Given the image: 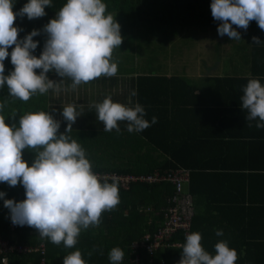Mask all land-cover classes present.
<instances>
[{"label":"clouds","instance_id":"9594fccd","mask_svg":"<svg viewBox=\"0 0 264 264\" xmlns=\"http://www.w3.org/2000/svg\"><path fill=\"white\" fill-rule=\"evenodd\" d=\"M14 3L15 0H0V88L7 86L10 97L27 102L49 90L57 94L75 91L81 84L117 74L118 63L112 57L123 38L120 25L107 12L103 0H67L55 18L44 25L47 39L38 58L32 54L38 46L33 37L40 35V30L34 29L19 39L21 29L14 26V21L18 16L29 20L45 16V7H51V0H27L17 12L12 10ZM210 9L213 19L221 22L217 27L220 36L241 40L240 33L232 26L246 30L253 20L264 30V0H211ZM252 40L257 45L261 43L257 37ZM9 56L13 70L5 75L4 61ZM51 71L62 79L59 82L49 79L47 73ZM64 78L71 80L67 87ZM136 95L134 90L130 94ZM240 100V107L247 111L245 119L258 118L256 128H264V85L258 78L248 80ZM4 107L0 103V112ZM90 108H95L106 132L114 129L119 132L120 121L127 122L129 133L142 132L157 122L155 116L151 122L145 119L144 107L138 102L133 104L131 98L122 104L107 96L102 102L92 103ZM62 115L68 124L65 133L59 136L60 124L48 111L25 113L20 116L18 127L6 124L5 116L0 115V183L9 186L19 183L25 190L24 200L3 201L13 225H27L36 229L42 239L74 248L82 230L99 226L102 213L114 210L120 196L117 182H102L92 171L81 144L68 135L72 124L81 116L76 105L65 106ZM25 149L35 153L30 166L22 158ZM4 196L0 192V198ZM216 235L222 236L223 232L217 230ZM201 240L199 232L186 235L179 264L237 261L238 254L227 241L217 242L213 255L203 248ZM108 258L111 264H121L124 252L113 247ZM63 264H86V261L75 250L63 258Z\"/></svg>","mask_w":264,"mask_h":264},{"label":"crops","instance_id":"0c3cea01","mask_svg":"<svg viewBox=\"0 0 264 264\" xmlns=\"http://www.w3.org/2000/svg\"><path fill=\"white\" fill-rule=\"evenodd\" d=\"M249 23L246 30L234 28L240 33L241 40L220 36L217 28L202 29L200 37L205 41L183 44L182 48L173 47L169 41L151 43L135 39L128 53L119 54V57L113 54V61L118 63L115 76H101L81 84L75 91H61L59 94L52 91L49 114L60 123L66 121L63 108L76 105L81 116L77 117L75 124L89 128L91 142L95 139L108 144L110 153L133 164L148 160L161 162L162 151L147 146L150 144L145 133H129L126 121L118 122L119 132L97 129L102 122L97 119L95 108H90L92 103L102 102L107 96L122 104H127L130 98L133 104L135 98L142 102L153 100L149 106L150 122L153 116L157 117V122L152 124L156 128L154 136L161 144L191 147L186 162L204 170L193 186L196 194H191L193 217L189 234L199 232L201 244L210 254H215L217 242L227 241L238 254L235 264H264V239H260L264 237V229L256 235L249 228L248 234L240 232L245 212L255 214L251 207L262 205L260 199L264 196V188L254 183V177L243 183L233 176L235 165L241 166L236 169L243 173L264 167V128H256L258 118L246 120L247 111L240 107V97L248 80L258 78L261 82L264 78V30L256 35L259 26L254 20ZM121 33L127 42L128 33ZM252 37H257L261 43L255 44ZM149 43L151 53L150 50L143 52ZM139 45H142L140 51ZM128 46H123L122 50ZM51 75L58 76L54 71ZM175 76L183 78L186 86H194L193 93L183 86L181 95L176 96L175 83L159 80ZM138 77L154 79L138 82L137 89ZM226 78L234 79L235 83L221 80ZM238 80L242 82L236 83ZM70 84L71 80L64 78V87ZM133 90L137 93L135 97L130 96ZM223 136L240 141H232L227 150ZM229 174L231 176L226 181L224 177ZM217 230L223 235L217 236Z\"/></svg>","mask_w":264,"mask_h":264},{"label":"trees","instance_id":"16d2710c","mask_svg":"<svg viewBox=\"0 0 264 264\" xmlns=\"http://www.w3.org/2000/svg\"><path fill=\"white\" fill-rule=\"evenodd\" d=\"M66 2L67 0H51V7H45V16L32 20H29L26 16L22 18L18 16L14 21V26L21 29L18 34L19 39H23L25 35L34 29L40 30V35L33 37V40L38 42V46L32 54L37 56V58L41 54L47 39V34L43 31L44 25H46L49 20L55 18L56 12H58ZM103 2L107 5V12L111 13L115 21L120 25V32H127L128 35L131 32L128 31V29L131 28L132 30L136 29L135 32L139 35L141 33H151L154 30L158 31L160 34H166L173 32L175 29L217 28L221 23L220 21L214 20L211 15V0H103ZM25 3H27V0H15L12 10L17 12ZM115 16H117V18ZM255 25L258 24L255 23ZM232 27L238 29L235 25ZM260 34L261 29L256 35ZM146 38L148 40V37L141 35L138 38L136 37V41L138 40V42H140L143 39L146 40ZM130 40L131 38L129 37L127 42H130ZM147 40L145 42H151V40ZM160 41L163 43L166 42L164 40ZM141 46L142 45H139V51L142 50L140 49ZM8 51L11 53L12 48L9 47ZM150 51L152 50L150 49ZM4 65V74L8 75L9 72L13 70L10 56L5 59ZM35 71L39 74L40 70L37 69ZM254 71L256 70L254 69ZM47 76L53 81L62 79L59 76L51 75V72L47 73ZM152 79L154 78L138 77L136 79V88H139L138 82ZM263 79L261 82L264 83ZM159 80H163L168 84L175 83L176 96L181 93L183 86L187 90L192 91L191 94L195 89L194 86H186L184 84V79L181 77L175 76L169 79L162 78ZM221 80L227 81L229 84H232V82L235 83L234 79L226 78ZM240 82H242V80L236 81V83ZM231 87H233V85H231ZM51 94L52 90H49V92L44 95L37 94L27 102H23L19 99L10 97L7 86L0 88V103L5 104L0 115L5 116L6 124L10 126L15 124L18 127L19 118L25 113L36 111L49 112ZM171 96L173 101V93ZM134 101L135 103H140L144 107L146 112L145 117H147L146 119L150 122L151 106L149 105L153 104V100L142 102L139 98H135ZM13 114L15 115L12 116ZM59 124L60 127L57 136L65 133L68 122L62 121ZM93 129L92 134H94ZM97 129H104L103 123L100 124ZM155 129L156 128L152 125L142 132L146 134V141L150 144L147 146L162 151L163 160L161 162L148 160L147 162H135L133 164V162L120 160L117 156L109 152L111 149L108 147V144L104 145V143H100L99 140L95 139L91 142L92 139L89 138V128H83L80 124L73 123L72 130L68 135L81 144L86 152V157L92 164V171L94 172L139 175L151 174L154 171L163 172L176 167L187 168L189 175L185 186L190 194L195 195L196 193L193 190V186L195 181L199 179L197 176L204 170H199L200 168H198V166H191L186 162V159L190 156L191 147L187 148L176 144H161L157 136H154ZM233 136L236 137V135ZM223 137V144L227 146V150L231 148L232 141H240V139L237 138H230L228 136ZM22 158L30 166L35 158V153L29 149H25L22 152ZM220 167L225 168L227 165ZM228 167L231 168L232 166L229 165ZM234 167L233 176H236L237 179L240 178L243 183H248L249 177L251 179L254 177V183L264 188V167H257V171L249 170L247 173H243L242 170L236 169L241 168V166L235 165ZM230 176L231 174H229V177H224V179L228 181ZM118 189L120 196V203L118 206L114 210L102 213L99 226L82 230L74 248H66L63 243L55 245L46 238H40L36 229L19 225H14V228H10V213L9 210L4 207L3 201L4 199H13L16 202L22 201L25 199V190L19 183L16 186L0 183V192L5 193V196L0 198V239L7 240L14 245L30 246H36L38 243L44 241L47 264H63V258L75 250L81 252L82 258L86 261V264H111L108 254L113 247H119L124 252V258L121 264H130V260L135 256L132 252L131 244L139 242L145 235L152 236L159 230L163 220L164 208L168 205V197L172 193V185L168 182L155 184L132 183L127 188H121L118 185ZM260 201L262 205L251 207V209H255V214L254 212L250 214L245 212L243 215L245 221L240 226V232L248 234L249 228V231L254 232V235H256L259 231L264 229V196ZM260 239H264V237ZM168 241L170 243H183V238L180 232H175ZM89 252L92 253L91 256L88 255ZM137 253L139 256V264H159L160 262L163 264H179L177 258L181 256L182 248H158L152 257L143 249H139ZM9 258L10 264H29V262L38 264L40 255L39 253L29 255H18L14 253L10 254Z\"/></svg>","mask_w":264,"mask_h":264},{"label":"built area","instance_id":"2783aa9c","mask_svg":"<svg viewBox=\"0 0 264 264\" xmlns=\"http://www.w3.org/2000/svg\"><path fill=\"white\" fill-rule=\"evenodd\" d=\"M94 172V171H93ZM102 182H117L121 188H127L132 183L155 184L168 182L172 185V193L168 197V205L164 208L162 224L159 230L152 236L145 235L139 242L131 244L132 252L135 256L130 260V264H139V249H143L152 257L158 248L181 247L185 242V237L189 234L191 219L193 216L192 196L186 189L185 185L188 180L189 171L182 167L165 170L163 172L154 171L151 174H117L114 172H94ZM29 227L27 225H23ZM10 228H14L12 222ZM31 229H34L30 227ZM180 232L183 243H170L169 238L175 233ZM29 255L39 253L40 259L38 264H47L45 257V242L42 241L36 246L14 245L7 240L0 239V264H10L9 255ZM181 256L177 258L180 261ZM29 264H33L29 262ZM159 264H163L160 262Z\"/></svg>","mask_w":264,"mask_h":264},{"label":"rangeland","instance_id":"374dc122","mask_svg":"<svg viewBox=\"0 0 264 264\" xmlns=\"http://www.w3.org/2000/svg\"><path fill=\"white\" fill-rule=\"evenodd\" d=\"M117 18V16H115ZM135 30L128 29V31H131L128 35V39L129 37L131 38L130 42H125L124 36L121 33V37L122 39V43L119 46V48H116L113 51V54H117L115 55L119 57V54H126L130 51V44L132 42H134V40L136 39V37H140L141 35H145V37H148V40L146 38L147 41L151 40L152 42H160V40H164V41H169L173 44V47H177V48H182L183 44L188 45L189 43H191L192 45L194 43H200V41H205L204 38L200 37V32H202V29H198V28H184V29H175L173 32L170 33H166V34H160L158 31L154 30L151 33H141L140 35L138 33H136V37H135ZM127 39V41H128ZM145 39H143V41H146ZM196 41V42H195ZM151 43H149L150 45L146 46L145 50H143V52H148L152 46ZM176 43V45H175ZM127 44L129 45L126 48H123V46H127ZM123 45V46H122ZM129 50V51H128ZM212 50L210 49L209 52H211ZM151 53V51H150ZM126 59V58H125ZM58 119V118H57Z\"/></svg>","mask_w":264,"mask_h":264}]
</instances>
